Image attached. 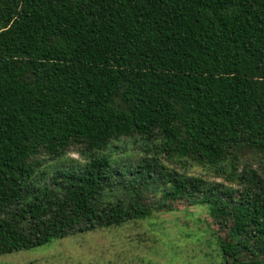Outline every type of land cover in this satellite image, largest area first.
<instances>
[{"label":"trees","instance_id":"trees-1","mask_svg":"<svg viewBox=\"0 0 264 264\" xmlns=\"http://www.w3.org/2000/svg\"><path fill=\"white\" fill-rule=\"evenodd\" d=\"M177 202L264 264V0H0V255Z\"/></svg>","mask_w":264,"mask_h":264},{"label":"rangeland","instance_id":"rangeland-1","mask_svg":"<svg viewBox=\"0 0 264 264\" xmlns=\"http://www.w3.org/2000/svg\"><path fill=\"white\" fill-rule=\"evenodd\" d=\"M137 158L136 151L129 150L122 160L133 162ZM40 160L43 162L40 170L47 178L57 168L83 164L74 150L53 160L44 157ZM189 173L231 187L202 168L193 167ZM157 200L158 196L150 193L146 202L151 205ZM172 209L152 210L149 217L120 227L97 229L53 240L31 250L0 255V264H224L214 234L217 227L206 208L177 202Z\"/></svg>","mask_w":264,"mask_h":264}]
</instances>
